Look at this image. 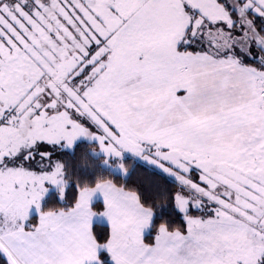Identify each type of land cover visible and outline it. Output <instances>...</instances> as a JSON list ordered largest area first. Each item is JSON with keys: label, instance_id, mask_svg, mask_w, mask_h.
<instances>
[{"label": "snow or ice", "instance_id": "obj_1", "mask_svg": "<svg viewBox=\"0 0 264 264\" xmlns=\"http://www.w3.org/2000/svg\"><path fill=\"white\" fill-rule=\"evenodd\" d=\"M0 264H264V0H0Z\"/></svg>", "mask_w": 264, "mask_h": 264}, {"label": "trees", "instance_id": "obj_2", "mask_svg": "<svg viewBox=\"0 0 264 264\" xmlns=\"http://www.w3.org/2000/svg\"><path fill=\"white\" fill-rule=\"evenodd\" d=\"M137 178L144 180V181L154 179V177H151L149 174L143 173V172ZM134 179H136V178H134Z\"/></svg>", "mask_w": 264, "mask_h": 264}]
</instances>
